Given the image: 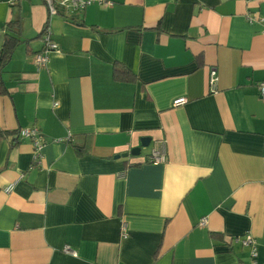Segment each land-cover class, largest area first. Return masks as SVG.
Wrapping results in <instances>:
<instances>
[{
	"label": "crops",
	"instance_id": "1",
	"mask_svg": "<svg viewBox=\"0 0 264 264\" xmlns=\"http://www.w3.org/2000/svg\"><path fill=\"white\" fill-rule=\"evenodd\" d=\"M56 6L0 0V48L19 38L0 68V264H251L245 233L264 264V0ZM46 22L59 51L36 70ZM29 126L36 163L14 141Z\"/></svg>",
	"mask_w": 264,
	"mask_h": 264
},
{
	"label": "built area",
	"instance_id": "2",
	"mask_svg": "<svg viewBox=\"0 0 264 264\" xmlns=\"http://www.w3.org/2000/svg\"><path fill=\"white\" fill-rule=\"evenodd\" d=\"M18 1L19 0H10L11 4H15ZM43 1L47 7L48 16L50 17V16L57 13L56 2L60 3L65 8L83 9L87 5H90L91 3H94V2L101 3V2H104L105 0H43ZM246 16H247V19L249 21H251L252 19H257V16H255V15L246 14ZM258 19H261V21L264 23V14H263L262 18H258ZM41 32H42V34H41L42 46L33 55L36 70L47 68V64H48V60H49V54L51 52H54V51H59L58 44L52 40L51 30H50L48 22H46L44 24ZM216 81H217L216 68L212 67L209 69V74H208V85L212 90L215 87ZM255 86L257 88V92L259 94V97L262 100H264V80L258 81L255 84ZM185 100L186 99L184 97H179V98L174 99L173 104L179 105V104L184 103ZM53 104H56V103H53ZM27 137L32 140V145H33L32 158H33V161L35 163L39 162V158L41 156L40 148L42 147V145L44 143V138L41 135V133L39 132V130L37 129V127L29 126V127L19 128L16 132L14 141H16L18 138H27ZM69 138H70V134L68 133V135L65 137L64 140H68ZM148 159H149V161L154 162V163L159 162V161H163L165 159V147H164V145H162L158 149H154L152 151V153L150 154ZM263 181H264V179H263ZM13 185H14V183L8 184L4 188V191L5 192L11 191L13 188ZM206 222H207L206 218L203 217L199 220V225L205 226ZM122 231H123L122 236L125 237L127 234H126L124 227H123ZM234 240L240 241V243L242 245L249 247L250 255H251V264H256L255 257H256L257 245H256L255 238L250 233H245L241 237H235ZM64 250L73 254V255L76 254L75 250L71 249L67 245L64 247Z\"/></svg>",
	"mask_w": 264,
	"mask_h": 264
},
{
	"label": "trees",
	"instance_id": "3",
	"mask_svg": "<svg viewBox=\"0 0 264 264\" xmlns=\"http://www.w3.org/2000/svg\"><path fill=\"white\" fill-rule=\"evenodd\" d=\"M6 27L8 29H17L18 24L16 21H11L6 24ZM18 42L19 38L15 35L8 32L4 34L3 42L0 48V68L9 61ZM112 76L118 81H132L135 78L134 74L127 67L118 64L113 65Z\"/></svg>",
	"mask_w": 264,
	"mask_h": 264
},
{
	"label": "water",
	"instance_id": "4",
	"mask_svg": "<svg viewBox=\"0 0 264 264\" xmlns=\"http://www.w3.org/2000/svg\"><path fill=\"white\" fill-rule=\"evenodd\" d=\"M141 146L147 145L148 139H142L141 140ZM140 152V147H133L130 151L131 154H138ZM127 153H123V155H126ZM115 157H119V155H115Z\"/></svg>",
	"mask_w": 264,
	"mask_h": 264
}]
</instances>
